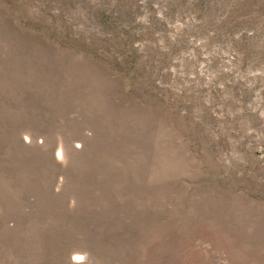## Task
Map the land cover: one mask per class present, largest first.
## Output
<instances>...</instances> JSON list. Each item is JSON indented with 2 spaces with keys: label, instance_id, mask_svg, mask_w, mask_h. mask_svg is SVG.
<instances>
[{
  "label": "rangeland",
  "instance_id": "374dc122",
  "mask_svg": "<svg viewBox=\"0 0 264 264\" xmlns=\"http://www.w3.org/2000/svg\"><path fill=\"white\" fill-rule=\"evenodd\" d=\"M0 264H264V0H0Z\"/></svg>",
  "mask_w": 264,
  "mask_h": 264
},
{
  "label": "bare ground",
  "instance_id": "6f19581e",
  "mask_svg": "<svg viewBox=\"0 0 264 264\" xmlns=\"http://www.w3.org/2000/svg\"><path fill=\"white\" fill-rule=\"evenodd\" d=\"M81 255L80 254H77L76 257H80Z\"/></svg>",
  "mask_w": 264,
  "mask_h": 264
}]
</instances>
